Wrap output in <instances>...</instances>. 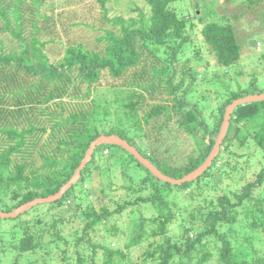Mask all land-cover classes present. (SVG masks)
<instances>
[{"label":"trees","instance_id":"trees-1","mask_svg":"<svg viewBox=\"0 0 264 264\" xmlns=\"http://www.w3.org/2000/svg\"><path fill=\"white\" fill-rule=\"evenodd\" d=\"M99 1L104 6L106 0ZM144 1L149 13L138 7V18L128 20L123 16L111 18L104 6L103 17L97 19L95 31L87 40L79 37L88 33L84 28L79 36H72L76 29L62 34L63 29L80 26L84 20L66 18L62 11L57 21L44 6V11L38 10V17L30 2L23 3L26 0H18L15 11L12 2L5 4L11 6L7 9L0 0L2 211L58 192L80 166L91 142L103 133L120 136L161 172L182 178L208 158L227 106L236 98L263 93L256 83L247 89H230L216 121L208 122L199 105L187 98L188 88L179 94L185 80L190 78L193 83L198 79L192 60L199 57V50L181 63L182 75L176 80L179 57L191 40L188 25H195L172 7L176 0ZM248 1L254 5L264 0ZM200 20L203 40L218 65L226 70L234 67L241 59L242 47L233 23L223 19L204 21V16ZM161 46L169 48L166 59L155 52ZM46 50L54 52L50 53L53 60L45 57ZM102 86L131 89L123 103L127 126L118 120L106 130L98 128V102L88 99ZM131 124L136 127H128ZM199 128L204 129L203 140L193 142L189 150H184L186 157L178 161V145L187 141L180 134L189 137ZM139 136L147 139L146 144L136 139ZM255 155L260 157V168L239 190L208 193L218 190L222 171L232 175L241 169L240 159L248 156V161ZM232 159L236 161L232 163ZM107 175L109 187L116 176L127 178L128 183L119 187L122 193L117 199L111 200L103 184ZM262 190L264 99L234 107L218 154L191 181L172 184L162 180L122 145L102 142L61 197L37 203L16 217H0V227L8 220L38 213L32 221L21 222L23 235L6 245L14 250L10 264H207L213 260L217 264H264V251L257 244L264 239ZM180 194L198 203L187 215V208L174 199ZM4 195L12 202L3 200ZM107 198L98 207L90 205L95 199ZM67 203L73 215L84 217L82 227L71 235L61 232L67 222L63 210ZM134 206L139 207L131 228L135 235L124 248L118 247L126 229L112 218L133 211ZM55 209L59 211L53 212ZM44 210V216L51 215L47 220L41 214ZM176 223L180 233L172 232ZM100 225L106 226L107 233L99 238ZM132 251L138 253L135 260Z\"/></svg>","mask_w":264,"mask_h":264},{"label":"rangeland","instance_id":"rangeland-1","mask_svg":"<svg viewBox=\"0 0 264 264\" xmlns=\"http://www.w3.org/2000/svg\"><path fill=\"white\" fill-rule=\"evenodd\" d=\"M11 2L13 3L12 10L15 11L14 4H16L18 0H4L3 6L7 7L5 4H11ZM29 2L31 6L35 8V16L40 15L38 10L44 11V6L46 11H49L47 13L51 14V17L55 18L57 21L61 17L62 11L66 18L71 20H84L85 23L83 22L80 26L71 25L73 28L70 27L63 29L62 34L76 29L72 36H79L82 34L80 33L82 28H84V30H87L88 33L79 37L87 40L91 38L92 33L95 31V27L97 26L96 24L99 22L97 19H102V14L105 10L103 8L104 6L106 8L107 15L111 18L118 16H123L126 20L130 17L138 18V7L144 12L149 13V7L144 0H106L104 6H102V3L99 0H26V2L23 3ZM172 7L177 10L180 15L188 16L190 22L195 25L194 27H191V24L188 25L187 32L190 34L191 40L187 43L185 54L180 55L179 57L180 62L177 64L178 73L176 75L177 81L180 80V76L182 75L181 63H183V61L187 58L194 57L196 50H199V57L192 60L193 69H195L199 74L198 79L193 83L190 81V78L185 80L179 89V94L181 95L183 89L188 88L190 92L187 98H189L192 103H197L199 105L201 111L205 117H207L208 122L213 124V122L216 121L217 114H219L220 111L219 108L225 103L226 94L230 92V89H236L238 87L247 89L250 84L256 83L260 88H262V92H264V1L258 4L250 5L248 0H176L172 3ZM10 8L11 6L9 8L7 7V9ZM201 16H204V21L211 19H223V21L230 20L233 23L238 40L242 47L241 59L234 65V67L226 70L218 65L215 56L210 52L209 46L203 40L200 31L203 25V21L200 20ZM107 27H110V25H107ZM53 29L56 32L59 30L55 27ZM41 33L44 32L41 31ZM41 33L39 32L38 35H41ZM77 41H79L78 38ZM56 42L58 41L56 40ZM58 43H60V41ZM151 46L153 47V45ZM168 50L169 48L161 46L160 49L155 50V52L160 58L166 59V57L169 56ZM57 52H59L58 49L56 53ZM46 53L45 57L53 60L54 54L50 53L54 52H48V50H46ZM127 90L131 91V89ZM130 91H126L124 88H117L114 90L110 88V86H102L96 89L91 95V98L88 99V101L94 99L98 102L96 108V124L101 131L108 129L110 125L117 124L118 120H123V122L126 120V117L122 116L124 115L123 103L128 100L127 95ZM146 94L147 97H150L148 92ZM124 123L127 126L126 122ZM130 126L132 128L136 127L132 124L128 127ZM203 132L204 129L199 128L192 136L188 135L190 138L184 134H180V137L186 138L187 141L178 145L180 148L178 150V154H180L177 159L178 161L182 160V157L183 159L186 157L184 150H189L192 147L193 142L195 143L203 140ZM136 139L144 142L145 144L147 142V139L142 136L141 139L140 136L136 137ZM245 157L248 158V156ZM245 157L239 160L241 163V169L238 172H234L232 175H227L223 174L222 171L220 174L222 180L216 184L218 190L215 188V190H209L208 193H215L217 195L223 190H239L245 183L246 179L251 178V174L260 168V164H258L260 157L258 155L253 156L248 161H246L247 158ZM235 161L236 160L232 159L231 162L234 163ZM245 161L246 163H244ZM8 171L9 170L6 169L4 172L5 176L8 175ZM113 174H111V176H113ZM136 174L138 173H135L134 176ZM109 178V175L105 176L103 178V184L107 187L106 191L108 193L110 192L111 200H114L119 198L122 193L120 188L123 187V184L128 182L126 177L121 175L118 177L116 176V182L113 181V185L109 187ZM96 183H100V179H97ZM115 188L117 192H113ZM188 191L189 190H187V192ZM0 192H2V195L3 190L1 189ZM260 194L264 197V190L260 191ZM174 199L180 203L182 208H187L185 215H187L188 211L198 204L196 200L189 199L184 194H180ZM3 200L6 202H12L8 195H4ZM108 200L109 198L106 200L95 199L92 203H90V205L92 204L95 207H98L101 203ZM69 204L70 203L65 204V207L63 208V210H66L65 220L67 221L63 223V227L61 229V232L64 235H71V232L82 227L84 220V217L81 215L76 216L73 215V211H69ZM90 205L88 204V206ZM136 208L139 207L134 206L133 211H131L134 212ZM141 210L144 211L145 215H150L147 209L144 210V208H141ZM151 210L154 212L153 209ZM58 211L59 210L55 209L53 212L56 213ZM131 211H124L119 215L114 214V217L112 218V222H116L120 228L126 229V233L120 236L121 240L119 241V245L117 244L118 247L124 248L125 242L130 240V238L135 235V232L132 231L131 228L132 223H134V220L137 219L138 215L136 211L135 213H132ZM44 213L45 210L41 214L44 216ZM37 215L38 213L33 211L32 213L22 215L21 218L16 221L8 220L1 225L0 262H2V264H10V256L13 254L14 250L6 248V245L16 242L19 237L23 235L24 229L21 227V222L28 219L32 221V218ZM50 216L51 215L44 216L45 220H47ZM55 218L58 220V217ZM97 230L99 238L101 235L107 233L106 226L100 225ZM172 232L180 233V228L177 223L175 225L173 224ZM3 242L5 244H3ZM257 244L260 247V250L264 251V239L259 240ZM137 255V251H132L131 257L134 260L137 258ZM207 264L217 263L213 260Z\"/></svg>","mask_w":264,"mask_h":264},{"label":"water","instance_id":"water-1","mask_svg":"<svg viewBox=\"0 0 264 264\" xmlns=\"http://www.w3.org/2000/svg\"><path fill=\"white\" fill-rule=\"evenodd\" d=\"M264 99V92L259 93V94H248L246 96H242L240 98L234 99L226 108L225 114H224V119L221 125V129L219 131L218 136L216 137V142L215 145L209 154L208 158L195 170L191 171L190 173L186 174L182 178H173L170 177L163 172H161L149 159L144 157L133 145L129 144L125 139L121 138L120 136L116 134H101L98 138L93 140L90 144V147L88 148L85 157L83 158L80 166L77 168L75 171L74 175L71 177V179L66 182L58 192L55 194L46 196V197H36L33 200H30L21 206L15 208L14 210H11L9 212H4L0 209V217H16L18 214L23 213L25 210L30 208L31 206L37 204V203H44V202H50L53 201L59 197L62 196V194L73 184L77 181V179L80 176L81 169L85 166L87 161L90 160L93 149L95 148L96 145L102 142L106 143H115V144H120L124 148H126L129 152H131L139 161H141L153 174L161 178L162 180L171 182L172 184H181L185 181H191L195 179L197 176L202 174L205 169L211 164L212 160L214 157L219 152L220 144L227 132L228 125H229V120L231 117V113L234 109V107L241 103V102H247V101H256V100H263Z\"/></svg>","mask_w":264,"mask_h":264}]
</instances>
